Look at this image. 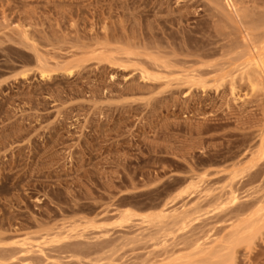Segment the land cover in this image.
I'll return each mask as SVG.
<instances>
[{
  "label": "rangeland",
  "instance_id": "374dc122",
  "mask_svg": "<svg viewBox=\"0 0 264 264\" xmlns=\"http://www.w3.org/2000/svg\"><path fill=\"white\" fill-rule=\"evenodd\" d=\"M261 60L264 0H0V264H264Z\"/></svg>",
  "mask_w": 264,
  "mask_h": 264
},
{
  "label": "bare ground",
  "instance_id": "6f19581e",
  "mask_svg": "<svg viewBox=\"0 0 264 264\" xmlns=\"http://www.w3.org/2000/svg\"><path fill=\"white\" fill-rule=\"evenodd\" d=\"M228 2L231 3V0H228ZM231 7H232V6H231ZM234 8H236V7H234ZM261 18H262V17H261ZM254 49H255V47H254ZM259 51H260V50H259ZM158 59H160V58H158ZM156 60H157V59H156ZM160 60H161V59H160ZM252 61H253V59H252ZM165 62H166V60H165ZM168 62H169V61H167L166 63H168ZM249 63H251V61H249ZM163 65H167V64H163ZM253 65H254V66H253L254 69H252V70H253L252 72H253V74H254V77H258V76L264 75V61L261 60L259 63H258V61H257V62H255V63H253ZM158 68H159V66H158ZM158 68H157V69H158ZM161 68H162V67H161ZM250 68H251V67H250ZM247 69H248V68H247ZM247 69H246V70H247ZM243 71H244V72H243ZM243 71H242V74H241V75H242V76H243V75L247 76L248 81H249L252 85H255V84H256L255 79L252 78V76L250 75L249 71H245V70H243ZM43 73H44V71H41V75H43ZM143 74H145L144 71L142 72V75H143ZM241 75H240V76H241ZM184 76H185V75H184ZM242 76H241V77H242ZM142 77H143V78H146V79H153V78L150 77L148 74H147V75L145 74V75L142 76ZM161 77H163V76H161ZM156 78H158V77H156ZM156 78H155V79H156ZM258 78H260V77H258ZM162 79H163V78H162ZM240 79H241V78H240ZM193 80H194V79H193ZM152 81H153V80H152ZM179 81H180V80H179ZM190 81H191V80H189V82H188L189 84H190ZM181 82H182V81H181ZM193 82L195 83V81H193ZM196 82H197V81H196ZM201 82H203V81H201ZM201 82H200V86H199V85H198V86H199L201 89H204V84H205V83H201ZM197 83H199V82H197ZM182 84H183V83H182ZM231 85L233 86V84H231ZM198 86H197V87H198ZM256 86H257V85H256ZM216 87H218V86H216ZM252 87H254V86H252ZM204 90H205V89H204ZM230 198L235 199V197H233V195H232V197H230Z\"/></svg>",
  "mask_w": 264,
  "mask_h": 264
}]
</instances>
